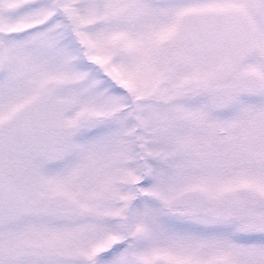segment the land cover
<instances>
[{"label":"snow or ice","instance_id":"obj_1","mask_svg":"<svg viewBox=\"0 0 264 264\" xmlns=\"http://www.w3.org/2000/svg\"><path fill=\"white\" fill-rule=\"evenodd\" d=\"M0 264H264V0H0Z\"/></svg>","mask_w":264,"mask_h":264}]
</instances>
